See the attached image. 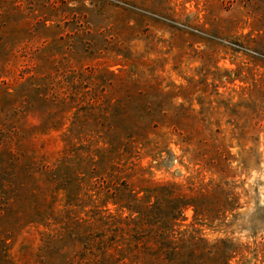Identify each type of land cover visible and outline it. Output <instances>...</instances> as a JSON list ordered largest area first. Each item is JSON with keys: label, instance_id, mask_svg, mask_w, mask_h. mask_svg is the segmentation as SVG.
<instances>
[{"label": "rangeland", "instance_id": "rangeland-1", "mask_svg": "<svg viewBox=\"0 0 264 264\" xmlns=\"http://www.w3.org/2000/svg\"><path fill=\"white\" fill-rule=\"evenodd\" d=\"M0 264H264V0H0Z\"/></svg>", "mask_w": 264, "mask_h": 264}, {"label": "trees", "instance_id": "trees-1", "mask_svg": "<svg viewBox=\"0 0 264 264\" xmlns=\"http://www.w3.org/2000/svg\"><path fill=\"white\" fill-rule=\"evenodd\" d=\"M125 207H126V209H127L128 211H130V212L133 211V210H131L130 208H128V206H125Z\"/></svg>", "mask_w": 264, "mask_h": 264}]
</instances>
